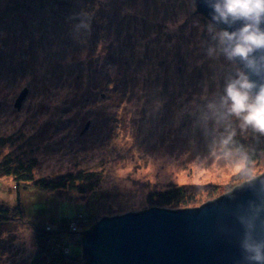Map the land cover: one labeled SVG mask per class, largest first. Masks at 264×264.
<instances>
[{
	"label": "rangeland",
	"instance_id": "1",
	"mask_svg": "<svg viewBox=\"0 0 264 264\" xmlns=\"http://www.w3.org/2000/svg\"><path fill=\"white\" fill-rule=\"evenodd\" d=\"M207 21L190 0H0V160L33 163L36 179H100L45 193L0 175V204L26 212L0 225V264H30L35 227L82 206L122 216L191 186L172 210L198 208L240 178V153L264 171V135L222 106L234 68L207 56Z\"/></svg>",
	"mask_w": 264,
	"mask_h": 264
},
{
	"label": "clouds",
	"instance_id": "2",
	"mask_svg": "<svg viewBox=\"0 0 264 264\" xmlns=\"http://www.w3.org/2000/svg\"><path fill=\"white\" fill-rule=\"evenodd\" d=\"M198 2L208 9L204 30L212 43L207 56L221 54L234 68L224 85L222 106L241 129L264 135V0H190L193 11ZM234 135L230 132L221 145L229 144ZM235 170L240 178L225 189V196L233 199L237 191L249 195L230 211L239 225V257L234 264H264V171L249 165L244 153ZM220 231H225L223 226Z\"/></svg>",
	"mask_w": 264,
	"mask_h": 264
},
{
	"label": "water",
	"instance_id": "3",
	"mask_svg": "<svg viewBox=\"0 0 264 264\" xmlns=\"http://www.w3.org/2000/svg\"><path fill=\"white\" fill-rule=\"evenodd\" d=\"M198 11L208 17V9L199 2ZM25 96L26 92L16 100L17 109ZM248 195L237 191L233 199L224 194L198 208L151 207L102 218L89 233L79 234L85 238L88 264H234L239 257V225L230 211Z\"/></svg>",
	"mask_w": 264,
	"mask_h": 264
},
{
	"label": "trees",
	"instance_id": "4",
	"mask_svg": "<svg viewBox=\"0 0 264 264\" xmlns=\"http://www.w3.org/2000/svg\"><path fill=\"white\" fill-rule=\"evenodd\" d=\"M233 67V66H232ZM226 77L227 78L232 74ZM257 148V147H256ZM250 154V152H249ZM249 158L248 161H250ZM34 164L17 162L13 164L10 159L0 160V175L13 177L17 186L31 184L39 192L60 193L64 190H77L81 194L91 193L98 186L99 178L95 173L78 172L74 174H65L60 177L50 179H36L33 175ZM24 188V187H23ZM195 187L178 186L167 189L164 192H158L154 195L156 199L152 200L153 208L176 209L181 203L190 202ZM81 212L76 215L59 218L53 227L39 225L35 227L34 247L35 254L32 256L30 264H88L91 260L86 257L83 240L79 236L81 233H89L102 218L98 217V210L92 206L81 207ZM12 211L17 217H25V207L20 203L17 208L11 210L9 206L0 204V225L9 221ZM93 212V213H92ZM97 215V216H94ZM94 217V218H93ZM71 226H73L71 228ZM87 263H84V261Z\"/></svg>",
	"mask_w": 264,
	"mask_h": 264
},
{
	"label": "bare ground",
	"instance_id": "5",
	"mask_svg": "<svg viewBox=\"0 0 264 264\" xmlns=\"http://www.w3.org/2000/svg\"><path fill=\"white\" fill-rule=\"evenodd\" d=\"M73 226H71V228H72ZM80 236V235H79Z\"/></svg>",
	"mask_w": 264,
	"mask_h": 264
}]
</instances>
